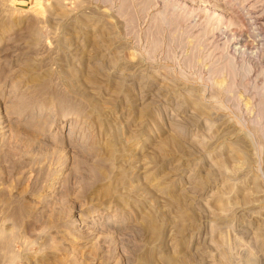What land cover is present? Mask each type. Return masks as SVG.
Masks as SVG:
<instances>
[{
  "label": "rangeland",
  "instance_id": "obj_1",
  "mask_svg": "<svg viewBox=\"0 0 264 264\" xmlns=\"http://www.w3.org/2000/svg\"><path fill=\"white\" fill-rule=\"evenodd\" d=\"M263 93L264 0H0V264H264Z\"/></svg>",
  "mask_w": 264,
  "mask_h": 264
},
{
  "label": "bare ground",
  "instance_id": "obj_2",
  "mask_svg": "<svg viewBox=\"0 0 264 264\" xmlns=\"http://www.w3.org/2000/svg\"><path fill=\"white\" fill-rule=\"evenodd\" d=\"M264 94V93H263ZM261 104L262 105H264V97H263V99H262V101H261ZM261 107V106H260ZM264 111V110H263ZM264 117V116H263ZM255 125V124H254Z\"/></svg>",
  "mask_w": 264,
  "mask_h": 264
}]
</instances>
